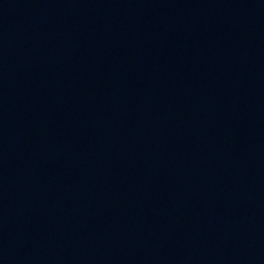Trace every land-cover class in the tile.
<instances>
[{
	"label": "water",
	"instance_id": "95a60500",
	"mask_svg": "<svg viewBox=\"0 0 264 264\" xmlns=\"http://www.w3.org/2000/svg\"><path fill=\"white\" fill-rule=\"evenodd\" d=\"M108 264H264V0H121Z\"/></svg>",
	"mask_w": 264,
	"mask_h": 264
}]
</instances>
